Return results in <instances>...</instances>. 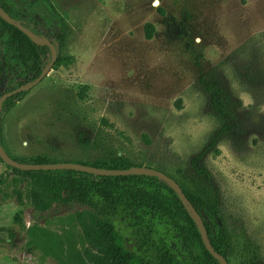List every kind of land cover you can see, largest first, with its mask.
I'll return each instance as SVG.
<instances>
[{"label": "rangeland", "instance_id": "1", "mask_svg": "<svg viewBox=\"0 0 264 264\" xmlns=\"http://www.w3.org/2000/svg\"><path fill=\"white\" fill-rule=\"evenodd\" d=\"M48 1L9 0L73 59L2 109L6 151L25 163L37 154L93 161L118 144L184 185L210 183L234 238L232 264H243L248 248L264 264V0ZM3 31L0 21V43ZM31 70L0 48L1 93L31 81ZM0 178V264H84L80 227L70 219L81 207L37 212L30 176L0 161ZM35 224L55 239L54 255L27 245Z\"/></svg>", "mask_w": 264, "mask_h": 264}, {"label": "trees", "instance_id": "2", "mask_svg": "<svg viewBox=\"0 0 264 264\" xmlns=\"http://www.w3.org/2000/svg\"><path fill=\"white\" fill-rule=\"evenodd\" d=\"M42 1L51 6L48 0ZM0 3L15 19L23 21L27 27L42 35L28 24L26 16L19 13L9 0H0ZM56 15L59 22H63V16L58 13ZM0 21L4 27L0 48L5 52V59L20 67L29 65L31 71L35 72L30 80L35 79L49 62L46 57L51 54L50 48L37 45L24 32L1 17ZM145 29L147 36L152 37L154 25L148 22ZM56 38L62 46L66 36L64 32H59ZM72 59L58 51L54 68L66 65ZM26 82L27 80L15 81L12 88L8 87L6 91ZM26 94L27 91H22L9 97L3 108L14 106ZM107 147L109 153L108 149L113 146L109 144ZM114 151L116 152L104 154L93 161L76 162L111 169L152 167V164L146 162L145 156H132L122 145L117 144ZM14 159L25 162L15 157ZM52 159L46 154H37L26 162H57L56 159L51 161ZM0 161L3 160L0 158ZM8 167L15 173L30 176L32 186L29 199L37 212L47 211L54 205L81 207L70 219L80 227L84 264H220L207 250L196 223L178 194L168 183L156 176H102L70 169L24 171ZM194 168L198 176L209 180L207 168L196 160ZM176 180L203 216L213 246L232 264L234 238L226 222L217 189L210 183L184 185ZM3 183L5 179L0 178V184ZM17 196L19 203L23 204V193L18 191ZM20 215L19 213L17 222H23ZM27 231V245L30 248L34 246L43 249L46 255L55 254V239L46 233L44 227L35 224ZM59 262L70 264L68 259ZM242 263L258 264L256 251L246 249Z\"/></svg>", "mask_w": 264, "mask_h": 264}, {"label": "water", "instance_id": "3", "mask_svg": "<svg viewBox=\"0 0 264 264\" xmlns=\"http://www.w3.org/2000/svg\"><path fill=\"white\" fill-rule=\"evenodd\" d=\"M0 17L5 20L7 23L17 27L22 32H24L34 43L40 46H48L51 50V58L49 62L45 65L42 69L41 74L36 77L35 79L26 82L17 88H14L10 91H5L0 96V117L1 111L3 109L4 102L11 96L16 95L22 91H28L38 83H40L48 73L53 69V66L58 58V48L57 45L49 38L39 35L34 32L31 28L27 27L22 21L15 19L9 12H7L0 3ZM1 123V120H0ZM0 158L3 162L11 167L24 170V171H37V170H57V169H70L76 171H82L91 173L94 175H102V176H118V175H147V176H156L160 180L165 181L168 183L178 194L180 200L182 201L183 205L185 206L188 213L193 218L194 222L196 223L202 240L207 248V250L219 260L220 264H229L228 259L218 252L215 247L213 246L209 232L206 228L203 216L201 213L196 209L194 204L185 194L182 186L180 183L172 176L167 174L166 172L159 170L154 167L148 166H132L127 169H111V168H103L97 167L89 164H84L75 161H64V162H49V163H25L19 160L14 159L5 149L2 144L1 136H0Z\"/></svg>", "mask_w": 264, "mask_h": 264}, {"label": "built area", "instance_id": "4", "mask_svg": "<svg viewBox=\"0 0 264 264\" xmlns=\"http://www.w3.org/2000/svg\"><path fill=\"white\" fill-rule=\"evenodd\" d=\"M28 226H29V223H28Z\"/></svg>", "mask_w": 264, "mask_h": 264}, {"label": "snow or ice", "instance_id": "5", "mask_svg": "<svg viewBox=\"0 0 264 264\" xmlns=\"http://www.w3.org/2000/svg\"><path fill=\"white\" fill-rule=\"evenodd\" d=\"M157 2H158V0H157Z\"/></svg>", "mask_w": 264, "mask_h": 264}]
</instances>
